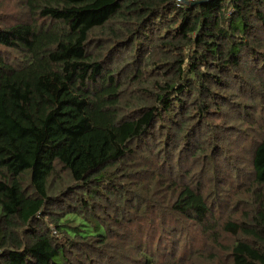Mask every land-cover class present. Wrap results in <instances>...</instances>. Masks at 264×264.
<instances>
[{
	"label": "trees",
	"instance_id": "trees-1",
	"mask_svg": "<svg viewBox=\"0 0 264 264\" xmlns=\"http://www.w3.org/2000/svg\"><path fill=\"white\" fill-rule=\"evenodd\" d=\"M0 264H264V0H0Z\"/></svg>",
	"mask_w": 264,
	"mask_h": 264
},
{
	"label": "rangeland",
	"instance_id": "rangeland-1",
	"mask_svg": "<svg viewBox=\"0 0 264 264\" xmlns=\"http://www.w3.org/2000/svg\"><path fill=\"white\" fill-rule=\"evenodd\" d=\"M71 217H72V216H70V217H68V218H71ZM77 222H78V220H75V221H74V223H77Z\"/></svg>",
	"mask_w": 264,
	"mask_h": 264
}]
</instances>
